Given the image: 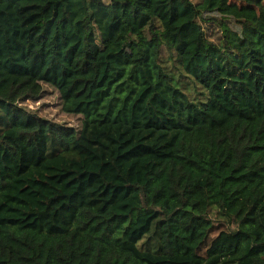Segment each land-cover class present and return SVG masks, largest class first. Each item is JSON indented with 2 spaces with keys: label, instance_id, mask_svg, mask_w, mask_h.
Here are the masks:
<instances>
[{
  "label": "trees",
  "instance_id": "trees-1",
  "mask_svg": "<svg viewBox=\"0 0 264 264\" xmlns=\"http://www.w3.org/2000/svg\"><path fill=\"white\" fill-rule=\"evenodd\" d=\"M0 264H264V0H0Z\"/></svg>",
  "mask_w": 264,
  "mask_h": 264
},
{
  "label": "rangeland",
  "instance_id": "rangeland-1",
  "mask_svg": "<svg viewBox=\"0 0 264 264\" xmlns=\"http://www.w3.org/2000/svg\"><path fill=\"white\" fill-rule=\"evenodd\" d=\"M24 106L51 120L80 128L82 115L65 113L62 110L60 93L51 85L44 84L43 94L35 100L25 102Z\"/></svg>",
  "mask_w": 264,
  "mask_h": 264
}]
</instances>
